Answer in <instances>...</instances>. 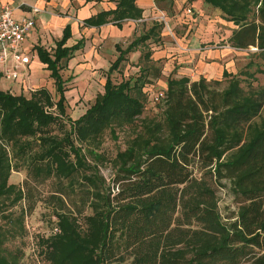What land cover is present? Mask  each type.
<instances>
[{
	"label": "trees",
	"instance_id": "trees-1",
	"mask_svg": "<svg viewBox=\"0 0 264 264\" xmlns=\"http://www.w3.org/2000/svg\"><path fill=\"white\" fill-rule=\"evenodd\" d=\"M203 1L235 25L227 39L231 47L256 48L252 59L235 74L223 71L229 79L222 88L220 79L170 74L158 100L160 118H141L111 160L110 181L99 172L104 155L98 148L106 130L132 125L142 115L145 87L163 69L148 45L160 37L162 23L124 48L116 44L103 92L74 120L65 111L60 71L83 38L67 45L69 24L51 50L35 47L53 78L56 101L45 88L30 97L0 89V264L17 263L5 244L23 229L25 214L39 200L36 186L47 181L54 186L42 200L55 205L57 221L41 242L51 264H264V84L251 82L264 73V0ZM142 13L136 0H116L115 8L83 25L121 28ZM137 50V73L114 82L111 74ZM64 119L69 131L55 134ZM12 157L29 159L21 185L9 182ZM222 179L238 203L232 220L224 221L217 205L215 185Z\"/></svg>",
	"mask_w": 264,
	"mask_h": 264
},
{
	"label": "rangeland",
	"instance_id": "rangeland-1",
	"mask_svg": "<svg viewBox=\"0 0 264 264\" xmlns=\"http://www.w3.org/2000/svg\"><path fill=\"white\" fill-rule=\"evenodd\" d=\"M149 1V10L142 19L129 20L124 24L134 25L135 31L128 39L132 40L136 35L146 31L154 23H162L163 27L160 37H153L155 41L149 40L150 43L148 45L151 47L152 53L165 42L176 43V38H188L201 32V34L207 33V39H211L213 35H217L215 40L213 38V40H208L206 45H214V47L223 46V41L227 39V35H230L231 30L235 28L232 22L227 21L223 17L219 9L212 7L203 0H195L192 2L188 0ZM163 18L167 21L170 31L167 29ZM208 23H211V26L207 27ZM127 42L126 39H123L120 44L122 47H125ZM90 51L93 52L92 63L94 64L90 61H86L90 58ZM254 52L255 50L249 48L241 49V51L237 53L234 52V57L237 58V72L245 68L246 63L252 59L251 54ZM139 56V50L129 53L127 55L128 59L124 63L121 71L111 74L112 80L114 82H119L121 79H126L136 74L138 71L137 62ZM34 59L33 57V60ZM114 59L115 49L109 41L105 39L99 40L97 38H87L85 40L84 38L82 49L76 51L74 56L68 61L67 68L60 71L65 81L64 85L66 88L65 111L71 120L81 116L94 102L96 96L103 92L106 71ZM88 63L91 65L88 66ZM160 63H162L164 67V62L162 60H160ZM31 73L28 89L23 93L27 97H30L31 93L36 89L45 88L51 94L52 100L56 101L58 94L54 87L53 78L50 77V72L46 69L45 64H39L38 66L32 64ZM163 78L165 77H163L161 73L159 79L154 80L152 84L145 87L147 102L142 115L136 119L134 124L122 128L118 127L114 132L106 130L103 134L98 151L103 153L104 160L98 161V166L100 174H102L107 181H110L112 175L111 160L118 150L125 147L126 140L131 133L138 128L141 118H160L161 102L158 100L161 97L158 95L164 91L163 82L161 81ZM219 79L221 80L219 86L222 88L227 84L229 76H221ZM8 82L7 80H1V88L7 89L9 87ZM251 82L253 86L264 84V73H257L256 80ZM242 84L245 88L247 87V82L245 80H243ZM64 121L65 122H61V124L55 126L53 131L55 134L63 135L65 131H69L70 123L66 119H64ZM36 149L37 146L35 145L33 150ZM11 159L14 169L11 171L9 182L21 185L27 178L29 159H17L13 157ZM53 186V181H47L44 184L36 186L37 188L34 193L36 195L35 197H38L39 200L35 203L32 211L25 214L23 229L17 228V236L5 244V250L11 253L10 256L15 255L16 264H51L46 255V245L42 244L41 238H46L56 230L57 217L54 208L55 205H50L42 200L53 189ZM215 189L218 209L223 220L234 219L231 216L234 217L236 214L238 203L231 193L228 180L222 179L219 185H215ZM25 207L26 204L23 201V209ZM19 208H21V205L15 207L17 210H19ZM84 213H90V209L86 208ZM82 215L79 216L78 222L80 227L84 228Z\"/></svg>",
	"mask_w": 264,
	"mask_h": 264
},
{
	"label": "crops",
	"instance_id": "crops-1",
	"mask_svg": "<svg viewBox=\"0 0 264 264\" xmlns=\"http://www.w3.org/2000/svg\"><path fill=\"white\" fill-rule=\"evenodd\" d=\"M0 3L11 6L15 18L20 19L31 15L35 21L34 28L28 33L21 45V49L29 55L30 63L20 72L17 80L12 81L3 78L0 72V81H9L7 89L1 88V84L0 88L14 95H25L23 92L28 89L30 74L32 75L31 65H44L39 61L35 47L40 45L47 50H51V47L55 45V41L61 38L63 29L67 24L71 27V37L67 40V45L74 44L80 38H83V42L84 38L85 40L87 38L105 39L114 46L115 58L118 54L116 44L121 46L120 42L126 39L128 41L127 45L131 41L128 40L129 37L135 31L134 25L124 24L126 21L123 22L121 28L112 23H106L99 27H86L83 25V20L91 15L101 10L115 8L116 0H0ZM136 3L143 9V18L149 10L150 1L136 0ZM33 8H37L38 11L33 13ZM207 25L209 27L211 23ZM201 33H196L188 38H176V43L165 42L152 53L155 60L164 62L162 75L165 78L161 80L164 90L166 80L170 74L176 77L187 76L193 81L198 80L200 77L219 79L223 71L233 74L237 72V58L234 57V52L237 53L241 49H235L227 43L229 35L223 41V46L214 47V45L208 46L206 44L208 40H215L217 35L207 39V33ZM249 49L254 50L252 47ZM89 56V60L86 61L92 63V51H90ZM9 64L10 62L7 65ZM90 65L88 63V66ZM1 68H3V65H0Z\"/></svg>",
	"mask_w": 264,
	"mask_h": 264
},
{
	"label": "built area",
	"instance_id": "built-area-1",
	"mask_svg": "<svg viewBox=\"0 0 264 264\" xmlns=\"http://www.w3.org/2000/svg\"><path fill=\"white\" fill-rule=\"evenodd\" d=\"M37 11V8L32 9L33 13ZM163 20L170 31L167 21L165 18ZM34 26L33 16L17 19L11 6L0 3V65H3L0 72L3 78L17 80L20 72L30 63V57L21 49V45ZM252 48L256 50L255 47ZM158 96L162 97L163 92Z\"/></svg>",
	"mask_w": 264,
	"mask_h": 264
}]
</instances>
